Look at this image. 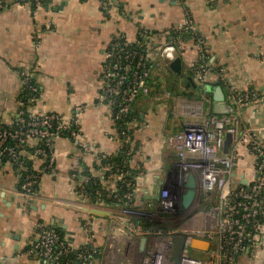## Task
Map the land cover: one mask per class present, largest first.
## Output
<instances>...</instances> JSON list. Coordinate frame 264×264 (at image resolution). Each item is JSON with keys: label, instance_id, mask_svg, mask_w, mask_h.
<instances>
[{"label": "crops", "instance_id": "1", "mask_svg": "<svg viewBox=\"0 0 264 264\" xmlns=\"http://www.w3.org/2000/svg\"><path fill=\"white\" fill-rule=\"evenodd\" d=\"M7 1L0 8V122L15 121L26 89L24 71L38 88L27 109L77 118L80 135L56 139L55 172L41 174L30 199L19 191L21 169L7 158L0 161V264H49L28 253L40 235L39 222L59 232L71 249L88 244L100 248L94 264H140L171 229L202 227L204 208L216 200V189L210 191V201L194 200L180 214H162L153 220L123 214L119 202L92 203L81 198L75 170L82 165L104 182L107 193L118 194L123 184L112 174L105 175V166H97L99 157L114 155L123 147L111 110L100 99L103 64L115 36L134 41L141 26L162 34L190 16L196 36L181 49L183 68L199 59L202 46L203 62L212 67L209 84L222 80L227 91L255 89L263 95L261 102L242 110L239 130L249 128L264 138V0H117L110 12L102 9L99 0H48L40 8ZM152 55L157 56L154 68L163 69L162 59L155 51ZM172 94L141 96L134 102L139 117L131 130L129 167L136 174L131 201L148 209L157 206L161 189L176 175V150L167 136L180 128L181 117L171 110L190 102ZM209 98L204 104L208 109L213 102ZM247 153L244 147V156ZM32 162L34 169L40 168L36 157ZM251 168L243 160L236 172L239 176L252 173ZM162 228L168 234L157 232ZM110 235L118 246L116 252L108 246ZM143 236L147 238L141 249ZM192 252L206 254L199 248Z\"/></svg>", "mask_w": 264, "mask_h": 264}, {"label": "built area", "instance_id": "2", "mask_svg": "<svg viewBox=\"0 0 264 264\" xmlns=\"http://www.w3.org/2000/svg\"><path fill=\"white\" fill-rule=\"evenodd\" d=\"M18 1L32 4L35 8L43 7L48 2V0ZM99 2L102 9L110 12L117 0ZM7 4H9L7 0H0V8ZM182 30L190 32L188 40L180 35ZM195 33V23L190 16H186L182 25L171 26L162 34L141 26L134 41H129L121 35L113 38L102 68L100 99L110 108L115 123L123 114L132 110L137 98L149 97L148 61H154L151 58L153 51L162 59L164 66L170 64L177 56H182L181 49L186 46V42L195 40ZM198 51L199 59L190 61L186 69L189 70L193 82L207 91L206 86L209 84L212 67L203 62L205 49L199 46ZM23 76L25 88L36 95L38 88L29 73L23 71ZM160 97H173L172 91L164 89ZM203 97L206 95L203 94ZM262 100L263 95L255 89L243 91L231 89L228 90L227 101L235 110L232 115L203 114V109L200 111L191 103L183 105L180 109L172 108L173 114L182 119L180 128L167 136L168 142L176 150V159L173 163L176 175L169 186L161 189L159 203L153 209L132 206V190L124 193L123 198L126 201L122 206V213L143 220H153L162 214L182 213L185 209L182 205V195L186 191L185 183L191 173L197 184L195 201L200 199L210 201L209 195L213 189L217 190V196L216 200L204 209L206 220L202 227L171 229L169 236L156 242L153 248L144 254L140 264H173L171 256L174 240L178 235L185 236L178 264L264 262V138L249 128L241 132L239 130L242 110ZM135 122H129L127 128L133 127ZM116 130L123 147L129 145L131 143L129 130H118L117 127ZM228 131L233 133V142L229 150L224 152L223 142ZM66 135L71 138L79 137L77 118L69 120L58 112L33 113L25 108L22 102L12 124L0 122V161L7 158L21 169L19 191L22 195L32 197L39 186L41 174L55 172L53 154L55 141L60 137H67ZM244 147L248 149L245 156ZM27 148H31V151ZM130 152L129 148L126 154L129 155ZM26 155L36 157L40 161L38 170L24 169L21 158ZM243 160H247L252 166V173H244L248 178L247 184L240 182V176L236 172V168ZM105 167L110 171L109 174L115 176L125 186L133 185L128 177L129 170L121 169L118 173H113L112 166L106 164ZM79 187L83 192L84 185L81 184ZM82 192L79 193L82 198L88 199L89 197ZM107 195L116 196L110 193ZM38 228L40 235L31 243L28 253L42 258L49 264H73L70 258H64L69 246L60 233L45 222H39ZM165 231L167 233L164 228L157 229L159 233ZM194 237L210 241V248L204 250L206 254L203 257L190 253L193 250L191 240ZM112 241L110 235L108 246L116 252L114 247L118 246ZM76 258L85 259L88 258V254L79 252ZM94 262L95 259L91 264Z\"/></svg>", "mask_w": 264, "mask_h": 264}, {"label": "trees", "instance_id": "3", "mask_svg": "<svg viewBox=\"0 0 264 264\" xmlns=\"http://www.w3.org/2000/svg\"><path fill=\"white\" fill-rule=\"evenodd\" d=\"M142 29H140V32H141ZM154 33H156V31H153ZM177 34V32H176ZM180 35L185 39V40H188L189 37L191 36L190 32L189 31H185V30H182L180 32ZM196 36V34H195ZM155 55H152L151 58L153 60H155V58L157 56ZM154 63L155 61H148V67L150 69V75L149 77L147 78V84L149 86V97H154L156 95H161V93L163 92L164 88L161 89L160 87V84H157L156 85V89H153L152 88V81H153V71H154ZM165 68L168 69L169 72L175 74V75H179L180 76H184L186 78L185 82L189 83V80H188V76L190 75L189 73V70H187L186 68H182V71L181 73H178L176 71H174L169 64L165 65ZM217 84L221 85L222 88L224 89L225 93L227 92L228 94V91L226 90L227 89V85L226 83H224L222 80H219L217 82ZM190 87L196 91L197 95L194 96L195 98H200L201 95L205 94L206 96L210 97L209 99H213V94L211 92H208V91H204L202 89H200L198 86L195 87L193 84L190 83ZM38 93V92H37ZM32 93L27 90V89H23L22 93H21V101L24 105V107L26 108L28 106V104L30 103V97H31ZM190 96H193V95H190ZM132 110H130L128 113L126 114H123L121 116L120 119H118L115 123V126L117 127L118 130H123V129H128L129 132L131 133V130H132V127H128V124L129 122H133L135 121L136 119H138V112L136 110V107H134V103H133V106H132ZM209 113L213 114L212 112V106L209 108ZM217 116H221V115H217ZM127 130V131H128ZM68 138H71L69 135H66ZM133 149L132 147V144L129 143V145L127 146H124L120 149V151L114 155H111V156H101L99 157V160H98V164L97 166L98 167H102L104 168V166L106 164L110 165L113 167L112 169V172L113 173H118L121 169H125V170H129V175L128 177L132 180L133 184H134V177L136 174L135 173V170H133L131 167H129V161H130V156L126 154V151L128 149ZM28 151H31V148H27ZM33 158L31 155H26V156H22L21 158V162L22 164L24 165V169H28V170H38V169H34L33 167ZM23 170V169H22ZM108 173H110L109 170H106L105 171V175H107ZM86 176H90L89 180L86 181L85 178ZM75 177H76V180H77V185H78V188H79V185L83 184L84 185V189H83V193H85L88 197H89V200L90 202L92 203H97V202H107V203H115V202H119V203H122L123 205H125V199L123 198V195L124 193H126L127 191H130L132 190V186L131 187H127L125 186L124 184H121L120 186V189L118 191V194H113V195H116V196H108L107 195V192H105V185H104V182L100 181L98 179L97 176L95 175H92L91 172L88 170V168L84 165L81 166V168L75 170ZM122 198V199H121ZM121 199V200H120ZM210 204H207L206 205V208L209 206ZM205 209V208H204ZM138 219H141V218H138ZM143 220V219H141ZM94 246L91 245V244H88L84 247H81L80 249L78 250H74V249H71L69 248L67 254L64 256V258H70L72 261H73V264H91V261L95 258H99L100 255H101V250L100 248H96L94 249L93 248ZM83 253V252H86L88 254V258H85V259H82L81 260H78L76 258V254L77 253ZM90 256V257H89Z\"/></svg>", "mask_w": 264, "mask_h": 264}, {"label": "water", "instance_id": "4", "mask_svg": "<svg viewBox=\"0 0 264 264\" xmlns=\"http://www.w3.org/2000/svg\"><path fill=\"white\" fill-rule=\"evenodd\" d=\"M182 51L183 50H181V52ZM169 65L174 71L181 73L182 68H183L182 56H180V55L177 56L174 60H172L170 62ZM188 80L191 84H193L194 86H197L193 82V80L190 76H188ZM206 89H207V91H210L213 94L212 112L214 115H216V116L217 115H232L235 113V110L232 108V106L227 101L226 93H225V91L221 85H219V84H208L206 86ZM232 142H233V133L231 131H228L225 135V139L223 142L224 152H227L229 150ZM235 175H237L236 172H235ZM240 182L242 184H247L248 178L245 177L244 174H241L240 175ZM185 185H186V191L182 195V205L185 208H188L191 206V204L195 200L196 192H197L196 180H195V177L192 173L189 174ZM81 198H82V196H81ZM184 237H185L184 235H180V236L176 237L174 240L173 252H172V256H171V260H172L173 264H178V262H179V256H180V253L182 250ZM146 238H147L146 236H143L141 238V245H140L141 249H143L145 246ZM191 247L207 250L210 248V241L205 239V238L194 237L191 240Z\"/></svg>", "mask_w": 264, "mask_h": 264}, {"label": "rangeland", "instance_id": "5", "mask_svg": "<svg viewBox=\"0 0 264 264\" xmlns=\"http://www.w3.org/2000/svg\"><path fill=\"white\" fill-rule=\"evenodd\" d=\"M153 78H154L152 81L153 89H156V85L160 84L161 89L164 88L166 90H170L174 92L176 95L180 96V98H184V100L185 99L188 100L191 103V105L199 107L200 111L203 109V114L209 111L207 106L204 107L206 105L205 97L201 95L200 98H195L194 96H196L197 93L190 87V82L189 83L185 82L186 78L184 76L179 77V75L177 76L169 72L168 69H166L165 67H163V69H160V67H158L154 69L153 71ZM190 95H193V96H190ZM173 109L171 110L172 113H173ZM178 109H180V107H178ZM78 190H79V193H81L80 187L78 188ZM198 204L200 205V203ZM198 204H196L194 208H192V210H195V208L198 207ZM132 206L134 207L136 206L140 208L139 204L132 203ZM215 240H217V238H215ZM190 253L194 254L192 250ZM198 257H202V256H198ZM245 264H259V262L249 261V262H246Z\"/></svg>", "mask_w": 264, "mask_h": 264}, {"label": "flooded vegetation", "instance_id": "6", "mask_svg": "<svg viewBox=\"0 0 264 264\" xmlns=\"http://www.w3.org/2000/svg\"><path fill=\"white\" fill-rule=\"evenodd\" d=\"M262 264H264V262Z\"/></svg>", "mask_w": 264, "mask_h": 264}]
</instances>
